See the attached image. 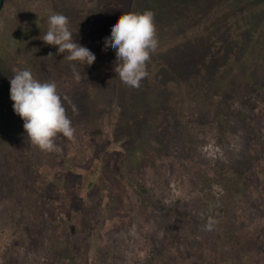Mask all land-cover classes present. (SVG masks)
Wrapping results in <instances>:
<instances>
[{
  "label": "rangeland",
  "instance_id": "obj_1",
  "mask_svg": "<svg viewBox=\"0 0 264 264\" xmlns=\"http://www.w3.org/2000/svg\"><path fill=\"white\" fill-rule=\"evenodd\" d=\"M145 10L158 46L129 87L105 37ZM52 13L96 53L79 78L39 39ZM8 26L37 50L15 65L60 94L95 80L114 95L92 118L70 116L74 135L53 152L0 97V264H264V0H4Z\"/></svg>",
  "mask_w": 264,
  "mask_h": 264
},
{
  "label": "clouds",
  "instance_id": "obj_2",
  "mask_svg": "<svg viewBox=\"0 0 264 264\" xmlns=\"http://www.w3.org/2000/svg\"><path fill=\"white\" fill-rule=\"evenodd\" d=\"M47 30L41 39L45 44L56 47L57 54L73 63L77 78L83 66L90 65L96 53L87 44L78 43L68 18L61 13L47 17ZM105 44L115 50V73L129 87H139L147 73V62L158 46L154 13L125 12L111 24ZM51 55V54H49ZM78 69V71H77ZM84 76V75H83ZM9 97L13 112L23 121V129L30 143L40 150L59 151L55 137L63 134L72 137L75 128L67 114L63 100L54 81H40L30 69H17L9 79ZM73 110L78 108L73 104Z\"/></svg>",
  "mask_w": 264,
  "mask_h": 264
},
{
  "label": "trees",
  "instance_id": "obj_3",
  "mask_svg": "<svg viewBox=\"0 0 264 264\" xmlns=\"http://www.w3.org/2000/svg\"><path fill=\"white\" fill-rule=\"evenodd\" d=\"M13 26L3 28L0 31V97L4 98L9 103L10 109L12 110V101L9 97V79L14 75L15 71L17 69H22L20 65H15L13 62V58L17 59V56L21 55L23 52L26 54L27 60L30 62L31 58L36 59L37 50H35L33 41L30 40L27 41L26 37L24 35H14L13 33ZM3 41H5L3 43ZM7 42V43H6ZM19 53V55H18ZM34 60V59H33ZM32 60V61H33ZM47 69V67H46ZM95 82L96 84L92 85L90 83ZM88 81L86 80L84 83L79 82V86L72 90V92H67V94H62L61 97H67L66 100H63L64 106L66 108V112L69 116L77 115L78 116H87V118H92L96 114H100L105 109V106H107V101L111 99L113 100L111 96L114 95V87L110 85V83L107 82H97V81ZM81 84V85H80ZM97 85V86H96ZM63 91V90H62ZM73 104H75L78 108V111H75L74 113L70 110V107H73ZM129 109H127L126 118L131 120L132 124L133 118L139 119L142 118V115L140 112H137L136 106L132 107L129 106ZM154 108V107H153ZM152 109V108H151ZM13 111V110H12ZM152 112V111H151ZM81 114V115H80ZM15 118H18L20 121V124L18 126L19 130L23 128V121L21 118L14 113ZM125 120V119H124ZM136 126L134 123L132 124ZM136 134H141L143 131L138 128L135 131ZM159 134L158 130H155L153 135L154 137H157ZM62 135L58 134L57 136ZM141 136V135H138ZM149 137H153L148 135L146 139L144 140L143 145H146L151 142L149 140ZM153 140V139H152ZM154 141V140H153ZM157 150H159L158 146L156 147ZM151 163L155 166H161L162 167V160H159L157 157H153L151 159ZM175 169V167H174ZM221 170V173L226 171V168L221 167L219 168ZM205 179H209L205 177ZM7 181V179H6ZM5 181V182H6ZM217 178L216 176H212L209 179L208 184L211 186L213 182H216Z\"/></svg>",
  "mask_w": 264,
  "mask_h": 264
},
{
  "label": "water",
  "instance_id": "obj_4",
  "mask_svg": "<svg viewBox=\"0 0 264 264\" xmlns=\"http://www.w3.org/2000/svg\"><path fill=\"white\" fill-rule=\"evenodd\" d=\"M3 4H4V0H0V11H1L2 7H3Z\"/></svg>",
  "mask_w": 264,
  "mask_h": 264
},
{
  "label": "crops",
  "instance_id": "obj_5",
  "mask_svg": "<svg viewBox=\"0 0 264 264\" xmlns=\"http://www.w3.org/2000/svg\"><path fill=\"white\" fill-rule=\"evenodd\" d=\"M241 252H242L241 250H237V253L236 254L241 253ZM241 255H242V253H241Z\"/></svg>",
  "mask_w": 264,
  "mask_h": 264
}]
</instances>
